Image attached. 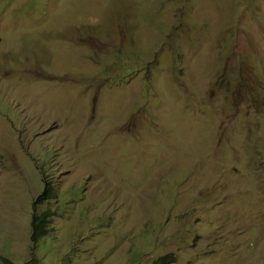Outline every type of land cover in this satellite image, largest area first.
<instances>
[{
    "label": "rangeland",
    "instance_id": "1",
    "mask_svg": "<svg viewBox=\"0 0 264 264\" xmlns=\"http://www.w3.org/2000/svg\"><path fill=\"white\" fill-rule=\"evenodd\" d=\"M127 18L142 28L125 40ZM39 21L59 32L35 36ZM98 45L111 46L99 59ZM262 48L264 0H0V254L264 264ZM176 49L170 88L158 66ZM232 84L234 106L218 100ZM121 96L133 112L115 107ZM34 203L54 213L36 242Z\"/></svg>",
    "mask_w": 264,
    "mask_h": 264
},
{
    "label": "clouds",
    "instance_id": "2",
    "mask_svg": "<svg viewBox=\"0 0 264 264\" xmlns=\"http://www.w3.org/2000/svg\"><path fill=\"white\" fill-rule=\"evenodd\" d=\"M31 7H29L28 8V10L30 9ZM227 9V8H226ZM226 9L224 10V12H223V14L221 15L222 16V18L223 19H226L227 21H228V24L229 23H231L232 22V20H233V18H230L229 17V13L226 11ZM17 10V9H16ZM36 10H39V9H37L36 8ZM41 13H45V11H41V10H39ZM129 11H131L130 9H129V7L126 9V14L129 12ZM132 14V13H131ZM131 14H128L127 15V17H129ZM137 14L139 15V18L141 19L142 17H146L147 19L149 18V19H151V18H153L151 15H149V14H145V13H143V12H137ZM125 16V15H124ZM116 17H118V16H116ZM149 22L147 23V22H145V25H148V24H150V23H153L154 22V20L153 19H151V20H148ZM135 21H131L129 18H127L126 20H122V24H123V36H124V39L125 40H128V39H132V37L133 38H135V30H136V28L137 27H140V28H142V26L141 25H139V26H137V25H135ZM186 24L188 25V26H192V25H194V24H198L196 21H192V22H186ZM199 24H202V23H199ZM43 27H49L50 28V30L51 31H53V30H58V29H56L55 27L54 28H51L49 25H47V24H45V23H42V21H39L38 22V24H36L35 26H34V28H33V32H34V34H35V36H37L38 35V31L39 30H42V29H44ZM37 29V31H35ZM47 28H45V31L47 32V30H46ZM92 31H93V26H92V30H91V35H92ZM58 32H59V30H58ZM62 35H63V33H62ZM64 36V35H63ZM66 37V36H65ZM219 39V38H218ZM245 43L244 44H240V47L238 48V49H236V46L234 47V50L232 51V52H242L243 50L245 51V52H247V50L245 49ZM111 46H105V45H98V48L97 49H95L94 50V54H95V56L99 59L100 57H101V55L104 53V52H106V51H108L109 50V48H110ZM158 47L160 48V45H158ZM160 50V49H159ZM155 53V52H154ZM180 52H179V50L178 49H176V50H174V54L172 53V52H170L169 53V58H168V61H167V64H169V66L168 65H166V67H165V65L163 64V63H160V66H158V69H160V68H162L163 70H164V73H165V75H167V77H171L170 78V81H171V84H170V88H173V85H172V80H173V76H175V77H177L178 78V71H180V69H179V67H178V63H179V58H180ZM221 59H223L222 60V65H221V63H220V65H218L219 66V70L221 69V68H224L225 66H228V54H226V55H221ZM151 65H152V63L151 64H147V65H145L143 68H142V76H144L145 74L147 75L148 74V72H149V69H151L150 67H151ZM206 66H210V65H208V64H206ZM259 66L262 68V70L264 69V49L262 48V50H261V59H260V63H259ZM243 67V66H242ZM255 68V67H254ZM253 68V69H254ZM129 74V73H128ZM144 74V75H143ZM252 75H254V74H252ZM251 75V76H252ZM249 77V79H248V84H249V89H248V98H249V94L251 93V87H250V82L252 81V77ZM255 76L257 77V79H258V81L260 82V84H261V90L262 91H264V76L263 75H261V73H259L258 75H256L255 74ZM144 79H145V81L147 80V79H149L150 80V77H149V75H147V76H145L144 77ZM239 81V80H238ZM241 81V80H240ZM237 82V81H236ZM235 83V82H234ZM146 86V85H145ZM240 87V86H239ZM150 90H151V85H150ZM153 90V89H152ZM229 92H231V93H235V92H240V91H236V86H235V84H232L231 85V87L229 88V89H227V90H225V91H223V93H222V95H220V97H219V99L218 100H220V99H222L223 97L225 98V99H227V94L229 93ZM243 92V91H242ZM232 94V95H233ZM245 94V93H244ZM247 98V99H248ZM245 99H246V94H245ZM124 100V101H123ZM228 100V99H227ZM119 101V104H117L115 107L116 108H118V109H121V111L122 112H128L129 113V110H130V112L132 111V109L134 108V106H138V105H136V104H138V103H135V102H132L131 103V101H130V98L129 97H127V98H124V97H120V100H118ZM156 101H158V100H156ZM229 102H231L233 105L232 106H234V103L232 102V101H230V100H228ZM245 101V100H244ZM249 101V100H248ZM153 102H155V101H152V103ZM250 102V104H249V106H247V107H251V108H253V106H252V103H251V101H249ZM158 103H159V101H158ZM155 104V103H154ZM243 105H244V102H243ZM245 107V106H244ZM258 109V111H260V110H264V107H261V108H257ZM126 110V111H125ZM133 112V111H132ZM158 119H160L159 117H157L156 118V120H158ZM125 182L126 181H129L128 179H123ZM51 184L52 183H49L48 181H46V184H45V186H44V188L42 189V191L40 192V194L41 195H47V197L48 198H53L54 197V189L52 188V186H51ZM48 191L49 193H45L44 191ZM40 200V199H39ZM38 202H40V201H38ZM39 204H42V203H34L33 205H32V207H33V209H34V214H33V216L34 215H39V214H43V213H45L48 217H52L53 215H54V213L50 210V209H43V210H41V211H39V212H36V206L37 205H39ZM32 221V220H31ZM49 224V223H48ZM48 224H46V233L42 236V237H44L47 233H48V229H49V227H48ZM31 231H32V226H31ZM42 237H40L38 240H40ZM30 238H31V233H30ZM32 240V239H31ZM37 240V241H38ZM32 242H34V241H32ZM36 242V241H35ZM0 255H2V254H0ZM2 256H5V255H2ZM5 257H7V256H5ZM9 258V257H8ZM10 259V258H9ZM10 260H12V259H10ZM13 261V260H12ZM14 262V261H13ZM174 262V257H173V255H171V254H167V255H165V256H162V257H158L155 261H154V264H170V263H173ZM14 263H16V262H14ZM17 264V263H16Z\"/></svg>",
    "mask_w": 264,
    "mask_h": 264
},
{
    "label": "trees",
    "instance_id": "3",
    "mask_svg": "<svg viewBox=\"0 0 264 264\" xmlns=\"http://www.w3.org/2000/svg\"><path fill=\"white\" fill-rule=\"evenodd\" d=\"M45 193H49L48 191H44ZM51 217H48L45 213L34 215L32 217L31 226V239L32 241H37L40 237H42L46 233V224L49 223ZM0 264H16L8 257L0 255Z\"/></svg>",
    "mask_w": 264,
    "mask_h": 264
}]
</instances>
